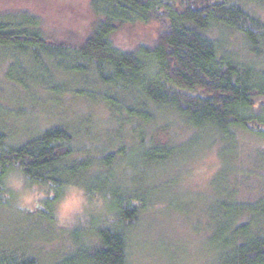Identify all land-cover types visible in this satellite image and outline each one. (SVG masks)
Here are the masks:
<instances>
[{"label":"trees","instance_id":"1","mask_svg":"<svg viewBox=\"0 0 264 264\" xmlns=\"http://www.w3.org/2000/svg\"><path fill=\"white\" fill-rule=\"evenodd\" d=\"M263 4L90 0L88 31L63 39L52 37L26 11L18 20L0 15L5 89L16 93L18 105L19 94L35 106L39 95L80 89L77 96L110 114L102 141L101 135L93 143L64 124L17 139L0 123V208L24 231L20 240L0 239V264H131L144 216L157 213L159 197L175 186L163 190L176 183L168 173L217 146L219 160L207 179L208 190L194 194L202 200L188 246L197 250V264H264V164H242L239 136L264 142ZM127 33L137 39L129 47L120 43ZM231 34L243 47H229ZM73 81L84 89L72 87ZM3 101L10 104L8 98ZM1 112L9 114L0 106ZM25 112L20 108L14 123ZM174 119L189 136L177 142L164 136L163 141L159 129ZM259 151L264 163V148ZM15 175L37 190L40 214L27 216L32 207L16 202L8 185ZM72 188L84 195L86 212L76 214L72 230L64 233L69 223L57 208ZM29 222L50 232L60 229L68 249L64 245V252L46 256L33 251V234L26 235L25 228ZM177 254L185 262L189 258L183 247Z\"/></svg>","mask_w":264,"mask_h":264},{"label":"rangeland","instance_id":"2","mask_svg":"<svg viewBox=\"0 0 264 264\" xmlns=\"http://www.w3.org/2000/svg\"><path fill=\"white\" fill-rule=\"evenodd\" d=\"M89 1L0 0V15H14L18 20L20 13L26 11L36 15L42 22L43 27L55 39L77 38L76 34H85L91 23ZM261 7L260 13L264 16V4ZM121 37L122 41L120 43L126 47L132 46L137 40L130 36L129 33L127 35L122 34ZM227 43L232 50H238V48L243 47V41L235 34L229 35ZM6 63V60L0 57V66H2L0 67V106L1 108L6 107L9 112L6 115L1 112L0 123L14 132L13 134L17 139L21 137L28 138L29 135L32 137L34 136L33 132L54 124H64L69 127L72 126L75 133L88 143H93V138H99L101 135L102 141V133L108 128L107 122L110 119V114L106 108L77 96V92L80 89L76 91L73 89L71 94L65 93L68 90L66 89L63 95L57 97L39 95L42 100L36 102L35 106L30 102L31 97H29L30 100H26L25 97L18 93L20 95L18 105L15 97L16 93L11 94L8 89H5L8 84L4 68L8 65ZM71 86L76 88L85 87L75 81H73ZM5 98L9 99L10 104L3 101ZM20 108L26 109V115L21 117L19 122L14 123V115ZM170 122L174 126L170 125L166 128H161L162 130L159 129L163 141L167 138L177 142L189 136L186 126L181 124L179 120L174 119ZM239 136L243 147L241 150L242 164L246 168H261L264 163L261 162L262 157L259 155V149L264 148V142L250 134L241 133ZM218 149L219 146L211 150L202 151L197 161H192L186 166L179 167L168 173L167 176L170 177H166L175 179L176 183L172 181L171 185H167L163 190L167 191L170 186H175L170 188L168 193H163L159 197L160 202L157 206L158 208H156L157 213L153 212L144 216L141 229H138V235L134 239L131 264H197L195 258L197 250L188 246L191 240L194 242L195 238V235L191 233L193 231L191 221L194 220V212L199 210L200 204L198 203L202 200L200 197L202 191L208 190L209 186L206 183L212 170H214L212 168L215 167V164H218ZM262 170L264 171V168ZM253 181H257V179ZM8 185L13 190L16 202H18L20 207H32L28 209L29 213H26L27 216H35L41 213V205L35 203L36 189L24 184L20 177L16 175L8 178ZM255 188L252 190L253 192L257 190ZM195 193L200 196H195ZM198 198L199 201L197 200ZM84 204L85 198L82 192L78 188L70 189L57 208L61 219L67 220L69 223L62 232L68 233V231L72 230L70 225L74 226L76 214H85ZM12 216L16 218L12 213L0 208V239L15 238L20 240L24 234L22 226L15 225L17 219L15 220ZM29 223L25 228L28 229L26 235L33 234L30 236L31 241H29V247L33 251L39 249L41 252H38L46 256L64 252V249L62 250L64 245L66 250L68 249V238L62 235L60 229L50 232L47 228L48 226L41 225L37 227L33 225V222ZM39 233L45 235V237L39 238ZM21 241L24 243V240ZM182 247L184 248V253L189 257L186 262L181 260V258L177 259L178 249L181 254Z\"/></svg>","mask_w":264,"mask_h":264}]
</instances>
